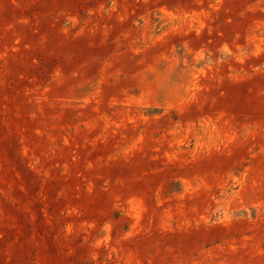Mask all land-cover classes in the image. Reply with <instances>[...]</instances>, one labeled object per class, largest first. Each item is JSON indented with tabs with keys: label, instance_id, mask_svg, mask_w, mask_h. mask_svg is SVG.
Instances as JSON below:
<instances>
[{
	"label": "rangeland",
	"instance_id": "374dc122",
	"mask_svg": "<svg viewBox=\"0 0 264 264\" xmlns=\"http://www.w3.org/2000/svg\"><path fill=\"white\" fill-rule=\"evenodd\" d=\"M0 264H264V0H0Z\"/></svg>",
	"mask_w": 264,
	"mask_h": 264
}]
</instances>
